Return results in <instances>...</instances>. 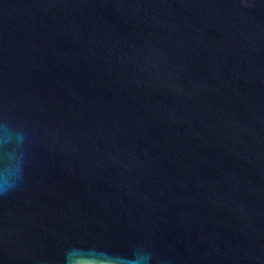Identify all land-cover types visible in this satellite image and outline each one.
<instances>
[{
    "label": "water",
    "instance_id": "1",
    "mask_svg": "<svg viewBox=\"0 0 264 264\" xmlns=\"http://www.w3.org/2000/svg\"><path fill=\"white\" fill-rule=\"evenodd\" d=\"M0 264H264V0H0Z\"/></svg>",
    "mask_w": 264,
    "mask_h": 264
}]
</instances>
